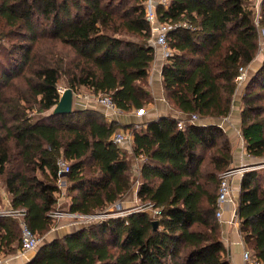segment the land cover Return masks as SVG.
Here are the masks:
<instances>
[{
	"label": "trees",
	"instance_id": "1",
	"mask_svg": "<svg viewBox=\"0 0 264 264\" xmlns=\"http://www.w3.org/2000/svg\"><path fill=\"white\" fill-rule=\"evenodd\" d=\"M147 1L0 0V210L6 192L9 207L25 210L39 238L57 225L61 179L68 210L86 215L115 211L133 189L132 159L113 138L119 123L97 108H53L62 81L74 91L109 94L123 111L153 100L156 47ZM156 14L173 26L162 83L183 115L130 128L134 156L143 158L138 197L161 214L136 210L80 225L44 240L24 264H232L216 211L233 144L218 123L200 120L231 113L240 67L260 50L264 1L258 22L253 0L157 1ZM241 104L247 153L264 158V58L244 81ZM192 114L198 119L190 121ZM61 159L69 164L66 176ZM238 218L245 244L264 263L259 169L242 176ZM21 245L19 217L0 214V255Z\"/></svg>",
	"mask_w": 264,
	"mask_h": 264
},
{
	"label": "crops",
	"instance_id": "2",
	"mask_svg": "<svg viewBox=\"0 0 264 264\" xmlns=\"http://www.w3.org/2000/svg\"><path fill=\"white\" fill-rule=\"evenodd\" d=\"M255 3V6L258 8L261 7L264 0H253ZM168 56V51L163 50V48L158 47L156 48V58L154 60L152 71L150 75V91L153 95V100L149 102L144 108L140 110H132V111H124L122 113L118 114H112L106 110L105 107H103L100 103H98L95 100H87L83 99L80 101H77L76 106L78 107H88V108H97L99 109L104 116L108 120H116L119 123V127L117 131H127L129 133L131 132L132 126L141 127L148 123L151 120L158 119L162 116H174V117H180L183 115L178 109L174 108V106L168 101L165 90L162 83V68L164 63L166 62ZM263 59H260L255 64L253 62L252 65L255 64V66L252 68L253 71H255L262 63ZM248 75L251 74V69H247ZM243 86V85H242ZM87 90L90 92L91 90L87 88ZM240 89L237 90V93L234 97V104L231 113L227 117H221V118H206L204 120H200L202 123H218L220 126L224 128V130L229 134V137L231 138L232 144H233V164L232 167H237L241 165H251L256 164L255 157L249 155L246 150V143L245 140L241 134V99H240ZM122 146V149L129 155V157L132 159V174L133 177H135V183L133 186V189L131 192L120 201L121 206L125 209L131 208L134 203H137L139 200L137 191L138 186L141 182V176H140V169L141 164L143 161V158H137L134 156L133 153V134H132V140L129 142H124L120 144ZM252 169H259L260 173L262 175L264 174L263 168H252ZM241 180L242 175H236L233 180V193L231 196V200L227 201L224 205V213L223 217L220 220L221 224V231H222V239L225 244L227 253L229 257L231 258L232 264H244L243 259V253L246 249L251 250L253 253L254 251L248 247L245 244V241L243 239V236L239 230L238 225V205H239V199H240V190H241ZM60 187L62 189V194L60 197L59 204L64 201V205L68 206V199L65 195L66 191V179H61ZM3 208H10L9 207V200L6 192H3ZM67 222V221H65ZM60 223V222H59ZM58 224V223H57ZM83 224H77L75 222H67V225L64 227H56V225L53 230L50 232L52 234L53 231L59 232V234H64L67 231H70L72 229L77 228L78 226ZM70 228V229H69ZM46 237V236H45ZM54 237V236H53ZM51 236V238H53ZM41 242V241H40ZM34 251V250H33ZM21 254V253H20ZM35 254V253H34ZM34 254L30 257H26V255L21 254L16 255L13 259L16 261L11 264H24L28 260H30ZM11 255V254H8ZM4 264V263H2Z\"/></svg>",
	"mask_w": 264,
	"mask_h": 264
},
{
	"label": "built area",
	"instance_id": "3",
	"mask_svg": "<svg viewBox=\"0 0 264 264\" xmlns=\"http://www.w3.org/2000/svg\"><path fill=\"white\" fill-rule=\"evenodd\" d=\"M160 1L162 3H167L168 0H148L146 2V6H145V14H146V18L147 20L150 22L151 24V29H152V38H151V43L156 47H161L163 48V50L168 51V54L171 52V48L169 47L168 44V38L167 35L169 33V31L173 28V26L168 23V22H161L158 19V16L156 14V2ZM256 8H258L257 6H255ZM259 9L258 8V15H256V20L258 22L259 20ZM179 25H186L185 21H180L179 24H177V26ZM261 30H263V32H261ZM259 33H260V50L264 48V29H259ZM247 68L246 67H240V72L237 76V81L240 84L243 85L244 81L247 80ZM238 86V89H239ZM67 89L64 87H59V91L60 94L62 95L63 92ZM237 89V90H238ZM75 94V92H74ZM85 99L87 100H95L98 103H100L103 107L106 108V110L112 114H118V113H122L124 112L123 110H121L115 100L113 99V97L109 94H103V93H98L95 94L92 91L88 92L87 94H85L84 96ZM189 117L190 121L193 120H197L198 116L197 114H192ZM186 124V120L180 118L178 120V126L180 128H184ZM114 142L118 143V144H122L124 142H130L132 140V133H129L127 131L121 130V131H116L114 134ZM60 164V169H59V174H63V173H67L69 171V164L67 161L65 160H60L59 161ZM264 164L261 162V164H245V165H241V166H237V167H231L225 171H223L219 178H220V187H219V193L217 196V211H216V215L218 217L219 220L222 219L223 217V213H224V205L227 201L231 200V196L233 193V183L232 180L236 175H242L248 171L249 169L252 168H259L261 166H263ZM61 182V180H60ZM116 207L119 208V210H115L111 213H100V214H96L95 218H106L107 216H125L128 213H131L133 211L136 210H148L150 211L154 216H158L161 214V209L159 207H156L152 202H146L143 205H140L138 208H130V209H122V206L120 203H118L116 205ZM62 212H60V210H55L52 212L53 216H59ZM0 214L2 215H13L16 217H19L20 222H21V226H22V245H21V254L28 252V251H32V250H36L37 247L40 244V238L37 236V234L28 226L27 222L24 220V216H25V210L24 209H12V208H3L0 210ZM70 215H73L75 217H80V218H93L94 214L91 215H86V214H80V213H74L71 212ZM243 259H244V264H264L262 261H260L257 257H255L254 253L249 250L246 249L243 253ZM1 263V262H0Z\"/></svg>",
	"mask_w": 264,
	"mask_h": 264
},
{
	"label": "rangeland",
	"instance_id": "4",
	"mask_svg": "<svg viewBox=\"0 0 264 264\" xmlns=\"http://www.w3.org/2000/svg\"><path fill=\"white\" fill-rule=\"evenodd\" d=\"M258 8H256L255 7V18H256V15H258ZM259 13H260V9H259ZM261 32H263V30H261ZM264 37V36H263ZM264 58V48L263 49H261V50H259V52H258V54H257V56H256V62L257 61H259L260 59H263ZM255 61V60H254ZM255 63V62H254ZM253 64V63H252ZM251 64V65H252ZM255 64H257V63H255ZM255 64L254 65H252V68L255 66ZM251 65L247 68V69H251V73L252 72H254L253 71V69L251 68ZM60 87H64V88H68L69 87V85L66 83V82H64V81H62L61 82V84H60ZM71 88V87H70ZM239 89H240V93H239V95H240V99H241V95H242V93H243V86L240 84V86H239ZM75 92V95H74V107H76V104H77V101H80V100H83L84 99V96H85V94H87L89 91L87 90V88H85V87H80V88H78L77 90H75L74 91ZM254 162H257L256 164H261V162L264 164V158H255V161ZM253 165H255V164H253ZM259 168H263V170H264V165L263 166H261V167H259ZM263 178H264V174H263ZM146 202H142L140 199L137 201V203H134V205L131 207V208H138L140 205H143V204H145ZM65 203H64V201L63 202H61L59 205H58V207L56 208V210H60V212H62L59 216H56V219L58 220V226H56V227H64V226H66L67 225V222H75V223H77V224H88V223H91V222H93V221H95V220H99V219H102L101 217H99V218H95L97 215L96 214H94L93 215V218H87V219H82V218H80V217H75V216H73V215H70V211L68 210V206H66V205H64ZM113 208H115V210H119V208L118 207H116V206H114ZM122 209L123 210H125V208H123V206H122ZM130 209V208H129ZM128 210V209H127ZM111 212H113V211H111ZM100 214V213H99ZM96 215V216H95ZM104 218V217H103ZM65 221H67V222H65ZM60 222V223H59ZM70 229V228H69ZM58 231V230H57ZM56 230L55 231H53L52 232V234L51 233H49V234H47V236L46 237H40V243L42 244V242H44V240H46V239H50L51 238V236H53V235H56V234H59V232H57ZM20 250H21V247L18 249V252L16 253V254H12L11 253V255H3V254H1L0 255V264H2V263H4V264H11V263H14L16 260L15 259H13L17 254L18 255H20L21 256V252H20ZM36 252V250H32V251H28V252H25V253H23V255H26L25 256V258L26 257H30V256H32L34 253ZM8 254H10V253H8ZM12 255L14 256V257H12ZM17 255V256H18Z\"/></svg>",
	"mask_w": 264,
	"mask_h": 264
},
{
	"label": "water",
	"instance_id": "5",
	"mask_svg": "<svg viewBox=\"0 0 264 264\" xmlns=\"http://www.w3.org/2000/svg\"><path fill=\"white\" fill-rule=\"evenodd\" d=\"M74 90L68 87L60 97L58 104H56L53 108V113H69L73 111L74 108ZM63 176H66L67 173H63ZM155 227L158 226L159 222L157 219L154 221Z\"/></svg>",
	"mask_w": 264,
	"mask_h": 264
}]
</instances>
